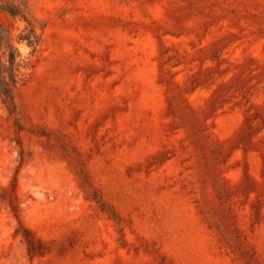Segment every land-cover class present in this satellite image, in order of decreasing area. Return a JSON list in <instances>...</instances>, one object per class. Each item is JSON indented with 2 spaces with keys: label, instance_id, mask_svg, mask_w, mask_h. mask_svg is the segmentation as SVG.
I'll list each match as a JSON object with an SVG mask.
<instances>
[{
  "label": "rangeland",
  "instance_id": "obj_1",
  "mask_svg": "<svg viewBox=\"0 0 264 264\" xmlns=\"http://www.w3.org/2000/svg\"><path fill=\"white\" fill-rule=\"evenodd\" d=\"M0 1V264H264V0Z\"/></svg>",
  "mask_w": 264,
  "mask_h": 264
},
{
  "label": "trees",
  "instance_id": "obj_2",
  "mask_svg": "<svg viewBox=\"0 0 264 264\" xmlns=\"http://www.w3.org/2000/svg\"><path fill=\"white\" fill-rule=\"evenodd\" d=\"M0 10L14 18L26 21L27 25L18 35L17 41L25 42L32 48L33 51H35L39 46L40 38L36 32L35 25L31 22V20H29L26 12L21 9L18 4L12 1H0ZM3 45L4 42L0 37V46ZM7 48L8 49L4 51H0V95L6 107L11 110L14 108L15 104L13 90L17 86L18 82L23 80V69L29 68L30 61L27 58H22L21 53L12 43L7 44ZM7 50H9L8 56H6ZM1 67L8 69V80L5 79V74L4 71L1 70Z\"/></svg>",
  "mask_w": 264,
  "mask_h": 264
}]
</instances>
